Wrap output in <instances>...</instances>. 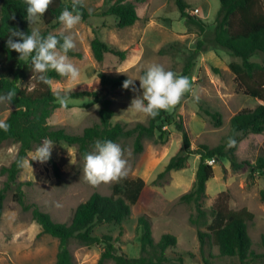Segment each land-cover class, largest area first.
I'll return each instance as SVG.
<instances>
[{"label":"rangeland","instance_id":"obj_1","mask_svg":"<svg viewBox=\"0 0 264 264\" xmlns=\"http://www.w3.org/2000/svg\"><path fill=\"white\" fill-rule=\"evenodd\" d=\"M64 2L73 0H63ZM90 12V16L72 29H63L60 23L49 26L41 17L29 25L31 29L39 28L42 34L59 33L72 35L76 52L81 56H69L79 68L80 76L76 81L65 77L52 78L53 89L57 92L89 89L99 94L107 93L108 89L100 87L99 74L127 75L140 77L141 71L152 63L162 64L166 69L182 74L183 67L189 59L201 34L195 25L186 26L181 17L175 0H134L138 19L130 26L119 28L116 18L112 15H98L106 8L110 0H80ZM187 12L200 17L207 28H213L220 0H185ZM94 36L118 50H125V57L106 53L101 61L93 56L90 42ZM251 60L260 61L254 56ZM192 61L193 66L187 77L191 83L190 91L186 92L181 101L167 110L173 115L174 121L180 120L190 138V150L200 144L215 146L222 142L230 129V118L243 108H254L262 100L244 94L237 88L235 74L229 67L232 61L240 58L231 55L222 48L209 49L198 53ZM22 82L21 85H24ZM137 91H114L115 114L111 121H120L127 126L136 122H147L148 117L133 111L131 99L140 95L139 79H135ZM199 97L197 101L195 97ZM53 110L48 118L52 127H62L70 133H81L82 130L98 122L99 104L90 96L67 98ZM12 105L0 102V119H5L12 110ZM218 111L221 124L214 125L204 110ZM164 137L158 131L152 137L142 140V150L134 151L133 136L121 137L116 143L124 149L127 160V175L119 180L91 184L84 174L85 159L82 158L76 145L58 142L54 145L51 157L60 169L55 175L49 160L39 162L30 160L36 149L27 152L22 161V169L17 180L22 185L27 202L37 204L42 210L48 211L58 222L68 223L75 206L84 201L92 192L101 194L112 192L113 185H118L126 192V184L141 178L144 187L140 199L131 200L130 217L121 224H97L93 228L95 234H110L114 237L119 252L130 257L139 255V231L137 216L147 214L151 217L152 235L158 240L161 234L169 232L177 238L176 250L183 252L185 264H202L196 230H206L203 223L194 225L189 217L195 215V206L179 200V196L191 189L195 181V171L199 156L189 153L185 167L171 170L165 176L158 177L169 158L182 147L181 132L174 123L164 124ZM18 143L5 140L0 145V167L9 165L15 158ZM95 149H91V152ZM236 156L239 161L254 162L258 155H264V131L246 133L237 144ZM210 160V159H209ZM213 176L206 183V195L201 206L210 210L220 192L223 200L231 209L246 207L253 212L254 218L248 223V233L252 241V249L256 253L263 252L261 235L264 234V202L259 192L264 188V173L250 174L247 165L233 169L229 161L220 158L211 162ZM5 175L0 174V187ZM158 191L168 200L161 213L157 214L148 208L153 192ZM13 189L6 193L0 218V264H52L57 252V238L41 233L40 225L31 217L29 211L22 210L12 199ZM211 219L208 212L207 222ZM122 230L121 235H118ZM69 248L75 264H96L100 255V246L81 245L75 239L69 242ZM204 253L210 264H234L235 257H223L218 254L216 246H204ZM211 255V256H210ZM105 264H114L107 260ZM248 264H264V258H256Z\"/></svg>","mask_w":264,"mask_h":264},{"label":"trees","instance_id":"obj_2","mask_svg":"<svg viewBox=\"0 0 264 264\" xmlns=\"http://www.w3.org/2000/svg\"><path fill=\"white\" fill-rule=\"evenodd\" d=\"M72 3L73 1L53 0L41 20L49 26L59 25L61 22L57 17L64 8L71 10ZM175 3L186 26L195 25L201 34L181 75L187 76L190 73L194 63L192 59L198 53L222 48L240 58L239 62L229 63L230 69L235 74L237 88L246 95L262 100V103L254 108H243L236 112L230 118V129L227 135L215 146L200 144L190 150V138L182 121L180 118L174 121L173 115L167 110H160L155 118L148 117L146 123L139 121L132 126H127L120 121L112 122L111 118L115 112L113 98L109 96V93L131 90L122 87L123 81L128 78L124 74L100 73V87L108 89L104 94L89 89L59 92L60 96L67 93V98L92 97L94 102L99 104V119L98 122L85 127L81 133H70L62 127H52L48 123V118L60 103L58 92L53 89L51 79L62 76L50 70L46 82L39 80L31 63L21 60L15 50L7 47L6 39L12 29L27 33H30L32 29L26 17V0H0V93L9 89L16 93L11 104L13 108L5 118L10 128L7 131L0 130V145L5 140L18 143L15 158L9 165L0 167V174L5 175L3 185L0 187V218L6 193L13 189L12 199L22 210L30 212L32 219L40 225L41 233L57 238V252L52 264H75L69 248L71 239L89 247L100 246L101 251L96 264H105L107 260H111L114 264H185L183 252L176 250V236L166 232L155 240L152 235L151 217L145 213L138 215L136 222L139 231L138 256L130 257L119 252L112 235H99L93 232L97 224L118 225L130 217L132 207L131 200L128 198L133 196L135 201L140 199L144 187L141 178L127 182L126 192L121 191L116 184L113 185L112 192L109 194L92 192L84 201L75 206L68 223L55 221L48 211L42 210L35 203L27 202L22 188L25 182L17 180L27 152L35 149L46 137L53 139L56 143L76 145L82 158L86 153L91 152L96 140L110 139L116 142L126 136H133L134 151L139 152L142 150L144 138L152 137L156 131L159 137H164L163 125L171 123H174L176 129L181 132L182 147L179 152L169 158L158 177L165 176L171 170L185 167L189 153L199 156L194 184L190 190L179 196V200L195 206L196 213L189 217L190 223L205 225L206 230H196L202 264H210L208 256L204 253L205 245L216 246L220 256L237 258L238 262L234 264H248L256 258H264V234L261 235L263 252L256 253L251 247L248 223L254 218L253 212L246 207L229 208L222 198L223 192L216 197L210 210L201 206L206 195V183L213 176V167L208 163L209 159L217 161L225 158L233 169L247 165L250 174L264 173L263 154L258 155L256 160L250 163L239 161L235 153L242 135L264 131V0H220V7L211 29L207 28L206 23L200 17L187 12L188 6L185 0H175ZM76 10L83 19L91 15L81 1ZM98 15L114 16L119 28L130 26L138 19L134 0H110L108 6L98 12ZM90 48L98 61H101L106 53L121 58L125 57L126 53L125 50L111 47L98 36L92 38ZM68 55L81 56L73 49ZM254 56L260 57L261 60H251ZM144 70L141 71V76ZM22 82H25L24 85H21ZM204 112L212 119L214 125L221 124V115L218 111L205 109ZM229 139L235 140L232 147L228 146ZM49 163L55 175L59 176L60 169L57 163L52 158L49 159ZM259 197L264 202V188L260 190ZM167 201L163 194L155 191L148 208L159 214ZM208 212L211 215L209 222L206 220ZM121 233L120 229L118 235Z\"/></svg>","mask_w":264,"mask_h":264},{"label":"clouds","instance_id":"obj_3","mask_svg":"<svg viewBox=\"0 0 264 264\" xmlns=\"http://www.w3.org/2000/svg\"><path fill=\"white\" fill-rule=\"evenodd\" d=\"M52 3L53 0H26V17L30 23L42 17ZM79 3L80 0H73L72 9L64 8L57 17L63 29H72L81 22L82 17L76 10ZM6 44L9 49L16 51L21 60L31 63L33 71L38 74V79L41 81L48 80L50 70L70 81L79 79L80 70L68 55L69 51L75 48V41L72 35H65L63 30L55 35L52 33L44 35L39 28H33L30 33L12 29ZM136 78L139 79V88L142 92L131 99L128 107L147 117L155 118L160 110L171 109L191 89L187 76L178 75L158 63L148 65L140 77H128L123 81L122 87L130 88L133 92L137 91ZM15 96L14 90H6L0 93V102H6L10 106ZM57 96L61 103L67 102V93L60 96L58 92ZM195 99L198 101L199 97ZM9 128L10 124L7 120L0 119V130L7 131ZM55 144L53 139L44 138L32 153L30 160L41 163L48 161ZM234 144L235 140L229 139L228 146L232 147ZM94 149L84 157L85 178L91 184L119 180L127 175V160L124 158V149L120 144L110 139L96 140Z\"/></svg>","mask_w":264,"mask_h":264},{"label":"built area","instance_id":"obj_4","mask_svg":"<svg viewBox=\"0 0 264 264\" xmlns=\"http://www.w3.org/2000/svg\"><path fill=\"white\" fill-rule=\"evenodd\" d=\"M212 161H214V159H210V160H208V163H210V164H211V162H212Z\"/></svg>","mask_w":264,"mask_h":264}]
</instances>
